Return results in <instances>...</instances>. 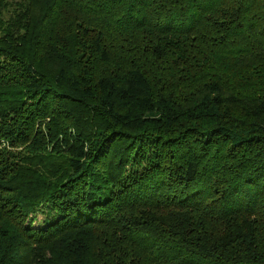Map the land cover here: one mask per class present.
Returning <instances> with one entry per match:
<instances>
[{"label": "trees", "instance_id": "1", "mask_svg": "<svg viewBox=\"0 0 264 264\" xmlns=\"http://www.w3.org/2000/svg\"><path fill=\"white\" fill-rule=\"evenodd\" d=\"M0 264H264V0H0Z\"/></svg>", "mask_w": 264, "mask_h": 264}, {"label": "rangeland", "instance_id": "2", "mask_svg": "<svg viewBox=\"0 0 264 264\" xmlns=\"http://www.w3.org/2000/svg\"><path fill=\"white\" fill-rule=\"evenodd\" d=\"M43 217L44 215L40 212V211H37L35 213V220H34V224L35 225H40L42 220H43Z\"/></svg>", "mask_w": 264, "mask_h": 264}]
</instances>
